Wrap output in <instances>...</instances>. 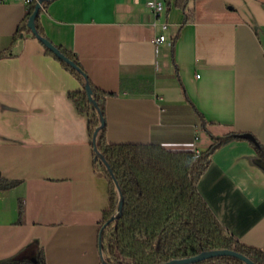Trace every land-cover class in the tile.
Listing matches in <instances>:
<instances>
[{
    "label": "crops",
    "instance_id": "0c3cea01",
    "mask_svg": "<svg viewBox=\"0 0 264 264\" xmlns=\"http://www.w3.org/2000/svg\"><path fill=\"white\" fill-rule=\"evenodd\" d=\"M150 1L163 4L156 12ZM24 0L0 1V259L103 264L109 183L98 173L75 76L27 32ZM39 23L104 103L106 139L210 156L197 189L224 231L264 252V0H51ZM164 35L163 41H156ZM9 49V50H8Z\"/></svg>",
    "mask_w": 264,
    "mask_h": 264
},
{
    "label": "trees",
    "instance_id": "16d2710c",
    "mask_svg": "<svg viewBox=\"0 0 264 264\" xmlns=\"http://www.w3.org/2000/svg\"><path fill=\"white\" fill-rule=\"evenodd\" d=\"M37 1L26 4L25 15L9 49L18 38L30 32L27 21ZM49 1L42 0L35 17L38 35H32L39 41L38 36L47 38L39 23V14ZM174 2L185 10L188 0ZM40 43L45 52L58 59L83 86L82 90L71 92L70 97L77 110L87 115L96 169L109 183L108 207L103 213L101 225L104 228L99 237L103 264H165L171 259L191 257L213 249L233 250L256 264H264V252L228 235L197 189L212 152L230 135L219 138L200 152L170 150L158 143H110L106 139L104 103L106 97L114 93L94 86L71 51L56 45L68 58L65 60ZM7 52L6 49L0 56ZM87 84L91 98L85 89ZM240 134L235 136L241 137ZM250 141L264 159V147L256 140ZM14 185V181L0 178V189ZM120 200L121 210L118 208ZM0 264L47 263L42 248H37L32 257L18 253L0 259ZM187 264L247 263L231 255H218Z\"/></svg>",
    "mask_w": 264,
    "mask_h": 264
},
{
    "label": "water",
    "instance_id": "95a60500",
    "mask_svg": "<svg viewBox=\"0 0 264 264\" xmlns=\"http://www.w3.org/2000/svg\"><path fill=\"white\" fill-rule=\"evenodd\" d=\"M41 2L42 0H38L34 6V10L33 12L30 14L28 21H27V25L30 28L31 32L34 35H38L37 34V30H36V26H35V17L38 14V11L41 8ZM40 41L47 47L49 48L54 54H56L58 57L60 58H64L65 60H68V58L61 52V50L54 44L52 43L49 39L42 37V36H38ZM86 92L90 97L91 94V89L89 87V85L87 84L85 86ZM102 123L104 122L103 119H101ZM241 137L250 139V140H255L254 136L250 133H241L240 134ZM119 210H121L122 208V200H120L119 205H118ZM112 220V219H110ZM102 228H104V225H102ZM218 255H231L234 257H237L241 260H243L244 262H246L247 264H256L255 262H253L249 257L245 256L242 253H238L236 251L233 250H229V249H213V250H204L199 252L198 254L191 256V257H184V258H179V259H171L168 262H166L165 264H187V263H193L208 257H213V256H218Z\"/></svg>",
    "mask_w": 264,
    "mask_h": 264
},
{
    "label": "built area",
    "instance_id": "2783aa9c",
    "mask_svg": "<svg viewBox=\"0 0 264 264\" xmlns=\"http://www.w3.org/2000/svg\"><path fill=\"white\" fill-rule=\"evenodd\" d=\"M2 1V0H0ZM25 3H29L31 0H24ZM149 5L158 13L160 12V10L163 8V4L161 2H158V1H150L149 2ZM165 39V36L164 35H159V37H157L155 40L156 41H163ZM103 228H102V225L100 226V234L102 232ZM100 237V236H99Z\"/></svg>",
    "mask_w": 264,
    "mask_h": 264
}]
</instances>
